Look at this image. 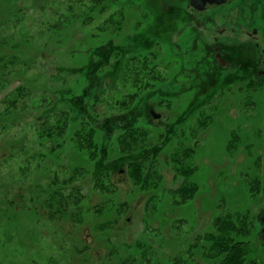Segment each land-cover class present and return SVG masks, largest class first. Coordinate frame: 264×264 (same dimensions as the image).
Returning a JSON list of instances; mask_svg holds the SVG:
<instances>
[{
  "label": "rangeland",
  "instance_id": "1",
  "mask_svg": "<svg viewBox=\"0 0 264 264\" xmlns=\"http://www.w3.org/2000/svg\"><path fill=\"white\" fill-rule=\"evenodd\" d=\"M189 1L169 0L166 5L162 0H141L143 7L140 9L136 7L137 5L125 8L122 3L115 4L105 15L108 16L122 7L128 13L125 27L119 32H108L103 36L104 39L99 40L92 37L90 26L84 27L80 23L60 30L59 33L43 32L49 21L56 20L58 15L56 11L61 12L63 0H0V41L6 42L4 44L0 42V55H21L23 59L29 61L27 77L37 80L35 84L38 86H44L47 82V86L57 87L55 90L71 89L70 94L76 96H81L84 93L83 87H87L86 93L90 99L87 103L93 105L90 120H96L99 124L104 122L106 117L113 115L114 112L107 103L111 99L109 94L123 99L132 92L141 94L140 98L143 93H152L148 100L143 101L147 116L141 118L140 123L150 128V138L159 147L158 160L163 181L158 190L142 191L137 189L128 177H117L116 197L119 201H128L130 210L121 217V228L110 232L109 237V241L116 245L124 243L126 246L129 245V250L137 259L134 264H209L198 253L190 259L187 252L190 243L199 234L210 229L213 218L222 210V205L233 210L251 211L255 221L259 220L257 219L259 215L264 218V190L253 197L244 180L247 173L251 178L257 174L263 176L264 172L263 161L262 165L256 162L264 153V78L257 76L253 84L249 77L239 76L234 72L239 70L234 68L233 60L238 62L235 67L239 68V63L250 62L251 55H229L226 66H220L214 55L215 36L220 38L232 36L233 21L247 20L251 4H260L264 9V0H236L222 8H213L204 13L190 12L191 15H195L191 18L196 17V20L183 24L182 28L180 25L178 31L172 34L171 44L175 46L170 45V49L166 46H155L151 55H137L132 63L128 61L132 64L131 68L126 67V70L122 68L125 74L123 79L111 78L108 74L112 69L109 67L106 68L107 78L103 77L106 74L100 75L102 78L98 79L97 85L93 79L88 81L81 79L85 71L74 70L81 69V66L87 63L91 55L87 51L92 49L95 43L107 41L120 45L122 51H125L129 45L127 37L132 35L134 30L140 31L147 26L148 20L140 17L141 12L147 10L150 4L156 8L165 6L171 13L170 7L174 2L186 5ZM15 12H19V20L16 23L11 20ZM149 20L148 26L152 24L153 18ZM224 27L227 28V32L221 35L219 29ZM239 28L242 32V27ZM239 35L242 40L247 37L245 33L239 32ZM11 38L14 43L10 42ZM177 51L182 54H178ZM206 55H210L209 60ZM103 56L116 57L115 55L90 57L94 62H98ZM199 58L211 62L207 63V66L212 67L210 72L217 71L222 76L221 83L228 81L230 84L224 86L219 94L204 106L201 115L196 113L185 117L184 113L198 91L189 86L191 77L189 69ZM111 60L114 62L115 58ZM208 77L212 75L209 74ZM107 79L106 83L113 82L114 88H108L109 90L106 89L103 93L104 80ZM252 86L257 90L252 91ZM197 87L201 88L200 85ZM70 94L64 93L69 97ZM73 106L76 107V104ZM152 112L159 114L160 117H154ZM203 113L211 114L212 119L208 126L199 128L197 123L205 116ZM111 133L100 134L101 140L104 137L108 141L107 150L110 149L118 131L113 132L114 136L107 135ZM233 134H237L239 140L237 148L230 151L228 144ZM0 143L1 147L6 146L4 138H0ZM180 145L196 149L194 162L199 166V170L194 179L198 182L200 190L192 200L178 206L172 203L171 194L166 191L177 188L183 181V177L175 174L170 163L171 152ZM73 153L71 146L66 147L60 160L64 166L58 168L55 166L53 171H58L62 177L67 175L71 168L66 163L70 157L72 158ZM107 156L104 161L98 160L94 162L95 164L85 166L90 171L81 182L87 195L86 206L92 207L106 197V194L94 190L92 169L97 163L105 167L109 162ZM14 161L9 160V163L2 167L0 181L10 184L17 181L12 185V192L9 195L17 199L24 197L25 201L20 202H26L27 204L24 203L26 206L38 204L41 207L39 201L32 202L30 198L37 195L44 198L42 190L46 188L48 179L53 177V171L49 173L46 170L51 161L39 167L34 166L24 179L19 178L20 172L18 166H14ZM162 189L166 191L162 192ZM153 193L158 194L153 201L157 203V208L156 211L150 212L147 205ZM46 215L44 213L40 219L31 218L28 212L20 211L17 216L7 215L5 219H0V264H68L70 256L69 264H77L78 261L82 264L89 252L86 251L85 255L81 252L80 256L75 251L83 250L87 246L91 247V262L109 264L111 260L112 264H118L117 254L109 257L108 240L103 239L100 231L96 229L98 224L106 221L104 217L99 218L93 212H88L83 223L77 224L70 219H48ZM138 242L144 246L149 245L152 254L147 253L145 256L141 247L139 249L136 246ZM254 243L257 247H260V244L264 247V235H257ZM119 248L122 252L120 255H125V248L121 246ZM261 254L264 258V248ZM176 259L180 262H174ZM87 264H91L90 260Z\"/></svg>",
  "mask_w": 264,
  "mask_h": 264
},
{
  "label": "trees",
  "instance_id": "2",
  "mask_svg": "<svg viewBox=\"0 0 264 264\" xmlns=\"http://www.w3.org/2000/svg\"><path fill=\"white\" fill-rule=\"evenodd\" d=\"M162 1L166 5L169 3V0ZM120 3L125 8L133 5H137L138 9L143 7L141 0H63L61 12L56 11L58 14L56 20L49 21L50 23L43 32L59 33L60 30L80 23L84 27L90 26L93 38L102 40L108 32H119L125 27L124 23L128 13L122 7L114 10L108 16L105 15L108 9ZM176 3L174 2L170 7L172 8L171 13H169V8L165 9V6L156 8L151 7L152 4H150L147 10L144 8L140 18L148 20L147 26H144L140 31L139 29L134 30V33L127 37L129 40L127 51H122L120 45L107 43V41L95 43L94 47L87 51L91 54L87 63L81 66V69L71 68L85 71L84 75H81V79L84 81L93 79L97 85L102 75L106 74L103 77L107 78L106 68L109 67L112 69L108 74L111 78L123 79L125 74L122 72V68L125 70L126 67L131 68V63L137 55H151L152 48L155 46H166L169 49L170 45L175 46V44H171L172 34L178 31L180 25L182 28L183 24L185 25L191 20L185 4ZM136 10L131 11L135 12ZM170 14L172 16H169ZM18 15L19 12L14 13L12 22L16 23L19 20ZM149 18H153L150 26H148ZM141 22L142 20L139 21L140 25ZM13 41L11 38L10 42ZM4 43L6 42L4 41ZM179 46L182 47L181 44ZM202 49L205 50V48ZM177 53L182 54L179 51ZM93 55H115L116 57L108 56L106 58L103 56L98 62H94L90 57ZM120 55H126V57ZM206 57L209 60L210 55H206ZM111 58H115V63ZM193 63L192 68L189 69L191 70L189 86L198 89V91L187 112L184 113L185 117L196 113L201 115L204 106L209 104L224 86L230 84L228 81L221 83L222 76L217 71L210 72L212 67L207 66V63L211 64L210 61L205 62L204 59L199 58ZM29 65V61L23 59L21 55H0V138H4L6 142V146L2 147L0 143V171L2 167L6 166L5 163H9V160H15L14 166H18L19 178L24 179V177L27 178L28 171H31L34 166L39 167L50 160L51 163L46 167V170L51 173L53 167L64 166L60 160L68 146H71L74 151L72 158L70 157L66 163L71 170L64 177L58 171H53V177L48 179L46 188L42 190L44 198L38 195L30 198L32 202L39 201L41 207L38 204L26 206V202H24L25 204L20 202L25 201L24 197H19V200L9 195L12 192V185L17 181H12L11 184L0 181L2 184L0 188V219H5L7 215L17 216L21 211L22 213L28 212L31 218L40 219L46 213L48 219H70L73 223L81 224L86 213L93 212L99 218L106 219L98 224L96 229L100 231L103 239L108 240L109 257L117 254L118 264H134L137 259L129 250V245L126 246L125 243L116 245L109 241V237L110 232L121 228V217L130 210L128 201H119V198L116 197L117 177H128L133 185L142 191L158 190L163 181L158 160L159 147L150 138V128L140 123V119L147 116V112L143 108V101L148 100L152 93H143L140 98L141 94L132 92L123 99L115 98L117 96L109 94L111 99L107 103L114 113L106 117L104 122L97 124L96 120L89 119L93 105L87 103L90 101L86 93L87 87H83L84 93L81 96H76L70 94L71 89L55 90L57 87H49L47 82L44 86H38L35 84L37 80L27 77ZM71 68L70 71L73 73ZM209 74L212 77H208ZM35 76L39 75L35 74ZM106 82L108 79L104 80L103 93L106 89L109 90L108 88H114L113 82ZM148 84L150 83L148 82ZM199 85L200 89L197 87ZM64 93H69L70 97ZM75 104L76 107L73 106ZM203 115L205 114L203 113ZM211 119V114L205 115L203 119H199L197 125L199 128H205ZM104 130L112 132L107 135L113 136L115 135L113 132L118 131V135L108 150L107 139L104 137L102 140L100 139V134H106ZM238 140L239 136L233 134L228 144L230 151L237 148ZM195 154L194 147L182 145L175 147L170 154L172 169L177 176L183 177V181L177 188L168 191L162 189V192L170 193L172 203L175 205L181 206L192 200L200 190L198 182L194 179L199 170V166L194 162ZM105 156L109 159L107 165L103 167L97 163L95 168L93 166L92 173L94 174V190L106 194V197L92 207L86 206L87 195L81 182L90 171L85 166L98 160L104 161ZM262 161L264 164V153L256 159L259 165H262ZM245 177V183L253 197L264 190V172L263 176L257 174L249 178L247 173ZM154 194L156 193L149 197L147 205L150 212L156 211L155 208H157V203L155 204L153 201L158 194ZM252 215L251 211L233 210L222 205V210L214 216L210 229L199 234L190 243L187 252L190 259L198 253L209 264H264L261 254L264 247L261 244L262 248L257 247V244L254 243V238L257 235H264L262 227L264 218L259 215L257 218L259 220L255 221ZM120 246L125 248V255H120L122 253ZM136 246L139 249L141 247L145 256L150 253L149 245L144 246L138 242ZM86 251L89 252L87 255H85ZM75 252L77 254L82 252L85 255L82 264H87L88 260L91 264H95L90 259L91 247L87 246L83 250L76 249ZM181 260L183 259L181 258ZM70 262L71 256L67 260L68 264ZM174 262H180V260L176 259ZM108 263L112 264L111 260ZM77 264L80 262L78 261Z\"/></svg>",
  "mask_w": 264,
  "mask_h": 264
},
{
  "label": "flooded vegetation",
  "instance_id": "3",
  "mask_svg": "<svg viewBox=\"0 0 264 264\" xmlns=\"http://www.w3.org/2000/svg\"><path fill=\"white\" fill-rule=\"evenodd\" d=\"M233 1L236 0H227L222 4L207 2L203 9H199L193 6L190 0L189 4H186L185 7L187 8L186 11L191 17L195 16L194 14L191 15L190 12L192 11L200 14L213 8H222ZM249 8H251V12L249 15H247V20L233 21V24L231 25V30L233 32L232 36H225V38L215 36L214 55L217 57L218 64L220 66H226L228 64L229 57L227 56L229 55H251L249 63H239L240 69L235 67L237 62L236 60H233V64L234 68L239 70L234 71L236 74H239V76L249 77L251 83L254 84L255 80H257V76L264 78V9L260 4H251ZM195 18L196 17L191 18V20L186 24L193 23L192 21H195ZM239 27H242V32L239 30L241 29ZM226 32V27L219 29V33L221 35L225 34ZM239 32L246 34L247 37L245 40L241 39ZM256 90L257 88L252 86V91Z\"/></svg>",
  "mask_w": 264,
  "mask_h": 264
},
{
  "label": "water",
  "instance_id": "4",
  "mask_svg": "<svg viewBox=\"0 0 264 264\" xmlns=\"http://www.w3.org/2000/svg\"><path fill=\"white\" fill-rule=\"evenodd\" d=\"M227 0H191V4L199 9H203L204 6L207 4V2L210 3H217V4H222L226 2ZM154 117L158 118L160 117L159 114L152 112Z\"/></svg>",
  "mask_w": 264,
  "mask_h": 264
}]
</instances>
